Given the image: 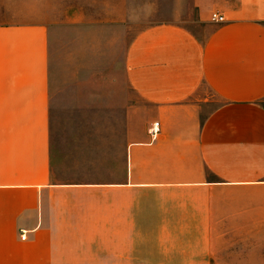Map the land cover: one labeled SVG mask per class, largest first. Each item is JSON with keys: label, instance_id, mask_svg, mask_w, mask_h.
<instances>
[{"label": "crops", "instance_id": "obj_1", "mask_svg": "<svg viewBox=\"0 0 264 264\" xmlns=\"http://www.w3.org/2000/svg\"><path fill=\"white\" fill-rule=\"evenodd\" d=\"M82 4L38 22L0 0V264H211L246 230L264 264V0ZM65 24L143 28L100 86L115 130H53Z\"/></svg>", "mask_w": 264, "mask_h": 264}, {"label": "rangeland", "instance_id": "obj_2", "mask_svg": "<svg viewBox=\"0 0 264 264\" xmlns=\"http://www.w3.org/2000/svg\"><path fill=\"white\" fill-rule=\"evenodd\" d=\"M93 1L12 0L13 18L65 23L68 13L76 9L82 11L85 6L82 3ZM87 6L90 10L87 16L91 18L94 7L98 6ZM54 30L52 84L56 106L53 130H115L117 118L108 114L110 105L101 102L103 93L100 86L121 82L119 65L125 46L143 28H89L65 24ZM189 30L200 37L207 33L203 27H191ZM68 100L71 101L70 107ZM246 231L248 233L244 235L232 234L220 242H213L211 264H259L255 253L250 251L258 245L259 237L253 230Z\"/></svg>", "mask_w": 264, "mask_h": 264}, {"label": "built area", "instance_id": "obj_3", "mask_svg": "<svg viewBox=\"0 0 264 264\" xmlns=\"http://www.w3.org/2000/svg\"><path fill=\"white\" fill-rule=\"evenodd\" d=\"M210 20L214 23H221L224 21L223 17L217 13H212ZM159 131L158 129V123H154L149 129H148V133L151 136V138L156 137L157 132ZM24 233H22L21 235V239H24L25 236L23 235Z\"/></svg>", "mask_w": 264, "mask_h": 264}]
</instances>
